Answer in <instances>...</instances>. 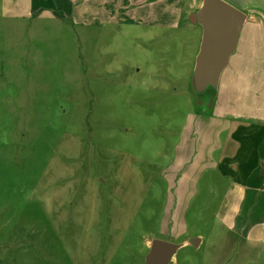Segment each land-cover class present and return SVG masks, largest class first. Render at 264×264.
I'll list each match as a JSON object with an SVG mask.
<instances>
[{
    "label": "rangeland",
    "instance_id": "374dc122",
    "mask_svg": "<svg viewBox=\"0 0 264 264\" xmlns=\"http://www.w3.org/2000/svg\"><path fill=\"white\" fill-rule=\"evenodd\" d=\"M65 1L0 0V264H146L153 240L183 244L170 264H211L229 122L187 81L200 26L179 2L161 30L154 3L145 39L123 18L113 38L81 7L119 0Z\"/></svg>",
    "mask_w": 264,
    "mask_h": 264
},
{
    "label": "crops",
    "instance_id": "0c3cea01",
    "mask_svg": "<svg viewBox=\"0 0 264 264\" xmlns=\"http://www.w3.org/2000/svg\"><path fill=\"white\" fill-rule=\"evenodd\" d=\"M224 1L244 11L247 19L235 52L221 75L216 95L215 116L229 122L225 153L217 166L227 190L217 213L218 225L208 237L206 247L210 252L206 255L208 260L211 257V264H260L264 261V108L257 106L256 93L264 84L258 70L264 58V0ZM179 2L191 22L198 25L194 22L195 14L202 0H119L115 1L112 16H94L95 10L88 12L85 6L81 7V16L84 22L87 18L113 22L109 24L113 38L124 30L115 27V20L123 18L126 24L141 28L143 33L136 35L145 39L152 30L149 20L153 4L160 5L156 12L157 17L162 16L160 28L164 30L175 24L172 16L179 9L173 5ZM17 5L24 9V14L55 8L68 12L79 7H69L65 0H11L12 7ZM250 56L257 58L256 67L248 61Z\"/></svg>",
    "mask_w": 264,
    "mask_h": 264
},
{
    "label": "water",
    "instance_id": "95a60500",
    "mask_svg": "<svg viewBox=\"0 0 264 264\" xmlns=\"http://www.w3.org/2000/svg\"><path fill=\"white\" fill-rule=\"evenodd\" d=\"M247 19V15L224 0H202L195 14V23L202 29V37L194 67L190 75L191 90L204 96L209 102L216 93L221 75L231 55L235 52L237 39ZM199 238L188 243L196 247ZM183 244H173L153 240L146 264H170Z\"/></svg>",
    "mask_w": 264,
    "mask_h": 264
},
{
    "label": "trees",
    "instance_id": "16d2710c",
    "mask_svg": "<svg viewBox=\"0 0 264 264\" xmlns=\"http://www.w3.org/2000/svg\"><path fill=\"white\" fill-rule=\"evenodd\" d=\"M191 91H192V90H191ZM192 92H193V91H192ZM193 94H194L195 96H199V95L195 94L194 92H193ZM213 96L216 98V93H214Z\"/></svg>",
    "mask_w": 264,
    "mask_h": 264
}]
</instances>
